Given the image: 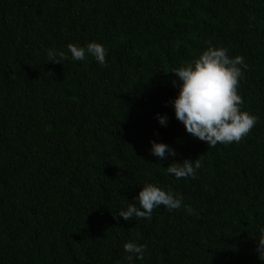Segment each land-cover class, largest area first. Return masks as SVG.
Instances as JSON below:
<instances>
[{"label": "trees", "instance_id": "trees-1", "mask_svg": "<svg viewBox=\"0 0 264 264\" xmlns=\"http://www.w3.org/2000/svg\"><path fill=\"white\" fill-rule=\"evenodd\" d=\"M92 41L103 67L46 55ZM208 46L243 58L240 107L256 122L238 143L208 147L165 104L169 71ZM150 140L176 155H150ZM185 159L195 178L164 169ZM145 183L181 207L113 218ZM261 227L264 0H0V264H264ZM130 240L142 260L125 259Z\"/></svg>", "mask_w": 264, "mask_h": 264}, {"label": "clouds", "instance_id": "clouds-1", "mask_svg": "<svg viewBox=\"0 0 264 264\" xmlns=\"http://www.w3.org/2000/svg\"><path fill=\"white\" fill-rule=\"evenodd\" d=\"M50 61H85L91 57L101 67L105 66L106 49L101 43L88 42L84 46L68 44L65 51L46 49ZM243 58L230 56L225 47L208 46L187 66L172 68L176 80L172 86L176 95L166 106L171 107L174 118L180 122L184 131L191 137L206 142L209 146L238 143L246 136L256 122V116L241 110L242 98L238 94V81L242 76ZM178 82V83H177ZM157 124L167 125V116L154 114ZM150 155L161 160L175 156V151L168 145L149 141ZM200 167L197 159L170 163L166 168L168 174L175 179L195 178L196 169ZM135 204H129L119 210L113 218L124 221L148 218L152 210L163 206L172 211L181 207L182 197L170 190H164L152 183H145L133 198ZM256 252L264 254V227L259 229ZM125 259L142 260L145 245L134 240L123 243Z\"/></svg>", "mask_w": 264, "mask_h": 264}]
</instances>
